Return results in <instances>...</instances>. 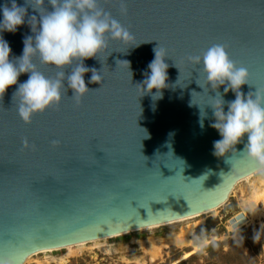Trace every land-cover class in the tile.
Here are the masks:
<instances>
[{
  "label": "water",
  "instance_id": "water-1",
  "mask_svg": "<svg viewBox=\"0 0 264 264\" xmlns=\"http://www.w3.org/2000/svg\"><path fill=\"white\" fill-rule=\"evenodd\" d=\"M16 3L26 9L25 23L0 33L10 59L52 8L50 0ZM96 10L132 38L104 34L105 47L82 61L89 69L83 94L67 83L80 58L56 67L39 53L30 62L60 79L59 101L25 122L16 89L28 73L0 94V264L212 210L261 169L244 151L246 135L213 155L220 137L210 126L211 105L222 99L226 111L235 93L224 91L227 82L213 87L188 56L222 45L248 71L241 94L259 92L264 106V0H96ZM156 51L168 67L162 96L153 99L156 89L144 81ZM93 72L98 81H90Z\"/></svg>",
  "mask_w": 264,
  "mask_h": 264
},
{
  "label": "clouds",
  "instance_id": "clouds-1",
  "mask_svg": "<svg viewBox=\"0 0 264 264\" xmlns=\"http://www.w3.org/2000/svg\"><path fill=\"white\" fill-rule=\"evenodd\" d=\"M40 0H36L39 4ZM52 8L40 16L38 31L33 36H26L19 57L10 59L11 49L8 42L0 35V94L10 85L17 84L22 73H28L25 81L18 84L16 95L19 96L18 114L28 122L32 113L42 111L45 107L60 99V79L50 80L34 70L30 57L39 53L44 63L61 67L70 64L74 58H80L81 64L67 77L68 87L77 97L86 91L83 74L89 71L82 64L83 59L95 56L105 47L104 34L110 33L113 39L128 41L130 33L117 21L96 10V0H50ZM26 9L17 5L16 0L0 3V33H15L17 27L25 23ZM159 52L147 65L149 72L144 81L146 90L156 89L152 98L162 96L161 89L166 86L168 67ZM194 63H202V71L206 80L213 87L225 85L235 93V98L227 102L215 99L211 105L214 121L211 127L216 129L219 139L213 141V155L223 156L240 142L246 135L244 151L249 159L259 168H264V106L258 92L253 98L251 94L242 95L241 85L247 82L248 71L237 67L228 57L222 45H212L201 55L188 56ZM63 76V73H58ZM100 77L93 72L90 81H98ZM201 126H203L201 124Z\"/></svg>",
  "mask_w": 264,
  "mask_h": 264
},
{
  "label": "rangeland",
  "instance_id": "rangeland-1",
  "mask_svg": "<svg viewBox=\"0 0 264 264\" xmlns=\"http://www.w3.org/2000/svg\"><path fill=\"white\" fill-rule=\"evenodd\" d=\"M242 185L236 184L219 207L184 222L99 239L81 247L39 252L22 264H170L191 244L211 237L214 244L210 249L206 245L177 264H264V201L251 208ZM242 219L244 222L233 228L232 222ZM189 228L185 243L175 242L174 238Z\"/></svg>",
  "mask_w": 264,
  "mask_h": 264
},
{
  "label": "bare ground",
  "instance_id": "bare-ground-1",
  "mask_svg": "<svg viewBox=\"0 0 264 264\" xmlns=\"http://www.w3.org/2000/svg\"><path fill=\"white\" fill-rule=\"evenodd\" d=\"M251 178H254V181H250ZM239 183H243L242 186H243L245 192L249 195L248 203H249V206H251V208H254V206L256 205L257 201H264V168H261V169H259L257 171H254L251 174L245 176L244 178H241L240 180H238L235 183V185L239 184ZM202 213H200V214H202ZM200 214L183 217V218L176 219V220H171V221L164 222V223H161V224H158V225H152V226H147V227H144V228L131 230V231H128V232H123L121 234H126V233H129V232H135V231H139V230H147V229H150V228L163 226V225L165 226V225L174 224V223H178V222H184L187 219L199 216ZM190 230L191 229L189 228V230H187L184 233H181L178 236H176L174 238L175 242L185 243L184 239L190 233ZM121 234H116V235H113V236H107V237H103V238H100V239L111 238V237H115V236H118V235H121ZM211 238H203L200 242L191 244V246H190V248L188 250H186L182 255H180L178 258H176V260H174L170 264H177L181 260L189 257L190 255L196 253L200 249L204 248L206 245H208L211 242V240H213V237H211ZM97 240H99V239L91 240V241H88V242H81V243H77V244H74V245H68V246H65L63 248L65 249V248H69V247H81V246L85 245L86 243H90V242L97 241ZM63 248H54V249H49V250H43L41 252H50V251L59 250V249H63ZM37 253H39V252H37Z\"/></svg>",
  "mask_w": 264,
  "mask_h": 264
},
{
  "label": "trees",
  "instance_id": "trees-1",
  "mask_svg": "<svg viewBox=\"0 0 264 264\" xmlns=\"http://www.w3.org/2000/svg\"><path fill=\"white\" fill-rule=\"evenodd\" d=\"M212 243L214 244V242H211L209 245H207L206 249H210L212 247Z\"/></svg>",
  "mask_w": 264,
  "mask_h": 264
}]
</instances>
